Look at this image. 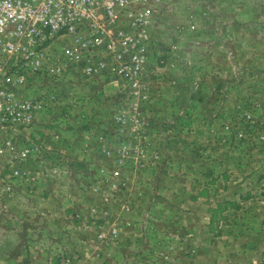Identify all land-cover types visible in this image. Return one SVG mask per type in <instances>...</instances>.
Instances as JSON below:
<instances>
[{"label":"rangeland","instance_id":"rangeland-1","mask_svg":"<svg viewBox=\"0 0 264 264\" xmlns=\"http://www.w3.org/2000/svg\"><path fill=\"white\" fill-rule=\"evenodd\" d=\"M150 6L139 82L24 71L0 264H263L264 0Z\"/></svg>","mask_w":264,"mask_h":264},{"label":"built area","instance_id":"built-area-1","mask_svg":"<svg viewBox=\"0 0 264 264\" xmlns=\"http://www.w3.org/2000/svg\"><path fill=\"white\" fill-rule=\"evenodd\" d=\"M157 1L0 0V125L32 119L33 99L15 92L25 70L56 76L71 65L86 78L105 73L110 81L139 82ZM57 39L65 41L60 54L47 53ZM257 200L264 207V194ZM260 245L264 258V234Z\"/></svg>","mask_w":264,"mask_h":264},{"label":"crops","instance_id":"crops-1","mask_svg":"<svg viewBox=\"0 0 264 264\" xmlns=\"http://www.w3.org/2000/svg\"><path fill=\"white\" fill-rule=\"evenodd\" d=\"M227 237H228V238H226V239H230V236H227ZM227 248H229V246H227L226 249H227ZM230 248H231V247H230ZM228 250H235V249H227L226 251H228ZM223 251H225V250H223ZM223 251H222V253L229 254V252H226V251L223 252Z\"/></svg>","mask_w":264,"mask_h":264}]
</instances>
